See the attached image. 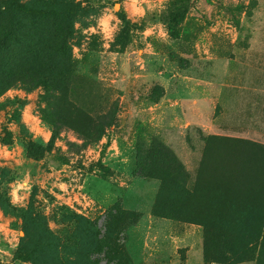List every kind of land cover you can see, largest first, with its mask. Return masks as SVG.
<instances>
[{"label":"rangeland","instance_id":"obj_1","mask_svg":"<svg viewBox=\"0 0 264 264\" xmlns=\"http://www.w3.org/2000/svg\"><path fill=\"white\" fill-rule=\"evenodd\" d=\"M7 1L0 0V82L16 80L0 93V139H8L0 140V264H264L261 232L234 230L226 250H214L202 226L153 216L160 182L141 173L158 145L178 156L191 191L214 187L229 167H240L225 177L229 187L264 183V144L257 142L193 128L188 145L198 158L185 164L183 128L174 119L166 124L174 115L160 104L169 80L179 89L169 98L181 102L183 76L200 57L237 60L239 79L246 75V57H264V0H16L78 9L69 18L24 22L36 52H21L13 40L8 50L2 45ZM173 11L183 21L172 23ZM19 66L28 69L25 81ZM53 77L86 113L114 119L100 139L93 124L85 142L70 127L45 121ZM215 128L237 133L229 125ZM25 136L51 144V153L35 158ZM214 192L202 191L197 201L210 202ZM98 229L108 230L107 247L92 255Z\"/></svg>","mask_w":264,"mask_h":264},{"label":"trees","instance_id":"obj_2","mask_svg":"<svg viewBox=\"0 0 264 264\" xmlns=\"http://www.w3.org/2000/svg\"><path fill=\"white\" fill-rule=\"evenodd\" d=\"M77 11L76 5L61 7L56 4L24 3L17 2L16 0L7 1L5 16L8 24L2 33L1 43L4 47L8 46L6 48L8 50L9 46H12L9 45V41L13 40L14 46L21 50V52H36V50L32 49L33 45L27 41V29L24 26V22L26 20L50 21L69 18L76 14ZM121 18L124 19L122 16ZM170 18L172 23H177L183 21L184 16L179 11H173ZM27 70V68L19 66V70L16 73L20 74V81H25ZM3 78L4 83L0 82V93L6 88L13 86V82L16 80L12 76H3ZM50 84L53 86L54 92L50 94L52 99L48 103L50 110L44 115V119L48 124L54 126L53 128L68 126L80 135L85 142H90L91 124L96 128L95 131L98 132L96 139L98 140L101 138L100 133L104 128L112 127L115 123L113 118L108 119L105 115H99L97 118H94L75 105L69 97L66 85L62 81L53 77ZM162 90L160 99L165 95L163 87ZM21 138L24 144H26L29 153L35 158L42 159L43 154L48 155L51 153V144L42 146L32 140H27L26 136ZM0 140L7 142L8 139L4 137ZM239 148H242V146ZM175 156H172L167 150L165 152L163 150L162 152V149L158 145L153 146L151 154L148 157L150 164L147 171H144L146 168L141 169L143 177L157 179L160 182L152 207V215L168 218L176 222H194L202 226L204 228V236L207 239L206 246L214 250L219 245L226 250L228 235L235 232L234 230L237 231L235 233L251 237L261 232L263 252L264 183L261 187L254 184L253 187L252 184L247 187L240 183L236 185L230 184L229 187L224 181L226 179L229 180L230 175L240 174V167H229L219 171L221 181L214 184V187L212 185L201 186L197 184L194 191H191L183 181L186 176L185 167L178 160L176 154ZM244 166L241 167L243 168ZM227 187L233 193H230ZM256 190L260 193L259 196H255ZM202 191L214 192L213 199L210 202H198L197 198L204 193ZM96 234L98 249L92 255L104 252L107 247L108 230L103 236H101L99 229L96 230ZM111 253L115 255L117 252L112 250ZM97 264L99 263L97 262Z\"/></svg>","mask_w":264,"mask_h":264},{"label":"crops","instance_id":"obj_3","mask_svg":"<svg viewBox=\"0 0 264 264\" xmlns=\"http://www.w3.org/2000/svg\"><path fill=\"white\" fill-rule=\"evenodd\" d=\"M254 46L248 47V52ZM260 56H264V53ZM246 61L243 65L246 75L239 79L237 60L200 57L198 68L192 64L189 73L183 76L185 97L181 102L177 98H169L179 89H172L173 82L167 77L169 83L163 86L165 95L161 99V109L174 115L166 124H172L174 119L173 126L183 128L179 134L189 150L184 154L185 164L193 163L198 158V153L195 154L188 145V131L193 128L210 136L264 144V57H246ZM177 108H181V114H174ZM219 125H229L237 133L224 134L216 130L215 127ZM250 132L255 137H248Z\"/></svg>","mask_w":264,"mask_h":264},{"label":"built area","instance_id":"obj_4","mask_svg":"<svg viewBox=\"0 0 264 264\" xmlns=\"http://www.w3.org/2000/svg\"><path fill=\"white\" fill-rule=\"evenodd\" d=\"M105 234V229H101V236Z\"/></svg>","mask_w":264,"mask_h":264}]
</instances>
